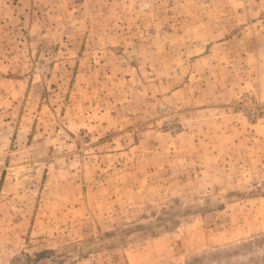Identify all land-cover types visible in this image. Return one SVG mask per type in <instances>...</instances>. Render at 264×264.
<instances>
[{
	"label": "rangeland",
	"instance_id": "rangeland-1",
	"mask_svg": "<svg viewBox=\"0 0 264 264\" xmlns=\"http://www.w3.org/2000/svg\"><path fill=\"white\" fill-rule=\"evenodd\" d=\"M0 264H264V0H0Z\"/></svg>",
	"mask_w": 264,
	"mask_h": 264
}]
</instances>
